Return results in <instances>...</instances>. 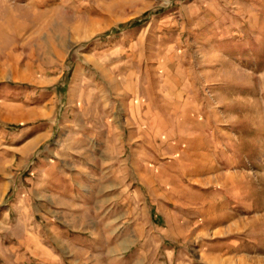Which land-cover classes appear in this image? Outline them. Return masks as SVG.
Returning a JSON list of instances; mask_svg holds the SVG:
<instances>
[{"label": "rangeland", "instance_id": "1", "mask_svg": "<svg viewBox=\"0 0 264 264\" xmlns=\"http://www.w3.org/2000/svg\"><path fill=\"white\" fill-rule=\"evenodd\" d=\"M101 98L135 105L101 153V264H264V0H0V217L35 176L12 165L26 135L107 134ZM29 215L52 252L5 257L72 263L66 225L54 244Z\"/></svg>", "mask_w": 264, "mask_h": 264}, {"label": "crops", "instance_id": "2", "mask_svg": "<svg viewBox=\"0 0 264 264\" xmlns=\"http://www.w3.org/2000/svg\"><path fill=\"white\" fill-rule=\"evenodd\" d=\"M81 100L82 109L93 106L91 104L93 100L87 101L84 97ZM98 102L100 103L97 104V110L101 111V114L88 117L87 122L108 121L107 134L105 132L101 134V130L96 128L75 131L69 127L61 132L55 131L53 127L57 120H52L42 125L39 130L30 131L19 145L23 150L16 151L12 165L15 163L17 169L27 170L31 159L34 158L35 176L34 179L19 182L20 190L15 202L18 206L10 205L0 217V264H20L18 261L7 259L5 253L7 250L26 249L25 239H28L31 245L33 243L40 245L39 248L43 251L52 252L51 246H42V239L35 228L24 220V216L30 217L29 213H33L35 219L49 220L43 226L54 228H48L55 234H51L54 244L57 241L55 230L58 223L66 225L68 235H72L69 238L70 245L67 247L73 255V262L70 264H101V242L99 243L98 239L101 235V209L112 201V198L103 195L104 189L101 187V153L109 144L106 137L121 141V134L123 132L125 134V130L122 125H118L122 122L120 116L123 115L125 121H131L130 116L135 105L130 103L124 106L115 103L111 107L103 98ZM73 105V99L69 98L67 109H71ZM137 131L131 134H136ZM48 142L49 144L45 145ZM4 169H10V162L6 163ZM7 178L5 183L9 190L13 182L9 176ZM25 182L31 184L29 194H24L22 190L21 186ZM119 198L121 199L119 195L113 197V201L116 199L118 202ZM20 204L23 208L19 209ZM8 220L11 223L9 226ZM79 253H82L81 258L78 257ZM52 262L57 261L49 257L43 261L39 260L38 264Z\"/></svg>", "mask_w": 264, "mask_h": 264}, {"label": "trees", "instance_id": "3", "mask_svg": "<svg viewBox=\"0 0 264 264\" xmlns=\"http://www.w3.org/2000/svg\"><path fill=\"white\" fill-rule=\"evenodd\" d=\"M133 24H137V21L133 22Z\"/></svg>", "mask_w": 264, "mask_h": 264}]
</instances>
